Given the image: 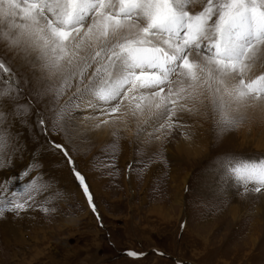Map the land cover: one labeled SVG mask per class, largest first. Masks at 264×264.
Returning <instances> with one entry per match:
<instances>
[{"label":"snow or ice","instance_id":"6c2138e0","mask_svg":"<svg viewBox=\"0 0 264 264\" xmlns=\"http://www.w3.org/2000/svg\"><path fill=\"white\" fill-rule=\"evenodd\" d=\"M0 43L10 53L23 54L34 73L50 78L72 68L80 82L70 85L68 99L79 100L77 111L90 113L85 119L95 120L96 127L112 122L124 104L134 106L133 114L147 111L140 129L152 128L146 143L162 146L167 129L189 127L185 121L191 110L181 101L193 98L210 105L221 132L240 128L250 112H258L264 122V0H0ZM25 83L0 57V170H9L0 180V219L36 208L40 194L51 187L43 180L38 154L26 163L12 162L24 149L4 126L27 113L28 106L19 103ZM46 114L37 108L32 122L48 138L49 148L62 155L102 227L88 178L67 147L49 138ZM63 114V109L55 113L53 127ZM205 180L243 188L241 196H264V156L218 154ZM185 226L181 223V232ZM124 254L132 259L146 255L133 249Z\"/></svg>","mask_w":264,"mask_h":264},{"label":"rangeland","instance_id":"374dc122","mask_svg":"<svg viewBox=\"0 0 264 264\" xmlns=\"http://www.w3.org/2000/svg\"><path fill=\"white\" fill-rule=\"evenodd\" d=\"M22 55L10 53L0 43V57L26 81V95L19 97V103L28 106L20 120L10 119L4 127L12 142L24 149L12 157L13 164L26 163L31 154H38L43 180L51 187L40 194L36 208L20 217L6 213L0 219V264H264V196H241L243 188L217 187L205 180L218 154L264 156V144L256 146L264 137L254 132L255 114L249 113L241 129L221 132L202 97L181 101L187 109L202 107L206 121H196L191 111L185 121L189 127L174 133L167 129L169 139L162 146L146 143L152 128L140 129L147 111L137 117L134 106L124 104L120 113L112 114L113 124L96 127L94 120L91 129L89 121L93 120L85 119L90 113L77 111L79 100L68 99L72 92L68 84L79 83V76L68 77V84V78L60 80L63 84L56 88L47 75L34 73L33 64L25 63ZM37 108L47 113L49 138L63 143L87 176L102 227L62 155L49 148L48 138L33 124L32 113ZM61 109L63 119L53 127L55 113ZM125 124H132L131 137ZM104 126L112 129L107 137ZM181 145L186 146L182 153L172 151ZM189 146H196L197 152ZM7 175L8 169L0 170V180ZM48 197L52 199L44 203ZM40 206L55 211L45 214ZM181 223L186 225L182 232ZM125 249L146 255L132 259L124 254Z\"/></svg>","mask_w":264,"mask_h":264},{"label":"bare ground","instance_id":"6f19581e","mask_svg":"<svg viewBox=\"0 0 264 264\" xmlns=\"http://www.w3.org/2000/svg\"><path fill=\"white\" fill-rule=\"evenodd\" d=\"M23 56V55H22ZM23 60V59H22ZM73 69L71 68V70L70 69H68L67 67H65V68H62L61 70H60V72H58V73H56V74H53L50 78H49V80L52 82V83H54L57 87L56 88H58L59 86H61L62 84H63V82H60V80H62V81H65V80H67V78L68 77H70L71 75H72V73H71V71H72ZM38 73V72H37ZM36 73V74H37ZM258 74H259V72H258ZM42 75V74H41ZM40 76V75H39ZM36 77V76H35ZM47 78V77H46ZM41 80V79H40ZM43 80H45V79H43ZM48 80V79H47ZM44 82V81H43ZM42 82V83H43ZM36 83H38V82H36ZM68 83H70V81H69V78H68V82H67V84ZM42 85V84H41ZM68 86L70 87V85L68 84ZM43 87V86H42ZM64 91V90H63ZM62 93V92H61ZM60 94V93H59ZM47 97V96H46ZM50 99V98H49ZM194 99V98H193ZM198 100V99H197ZM78 102V101H77ZM183 102V101H182ZM190 103V102H189ZM195 103V102H194ZM198 103V102H197ZM199 103H200V100H199ZM204 103V102H203ZM48 104V103H47ZM133 107V106H132ZM195 107V106H194ZM193 106H192V108H190L191 109V111H192V117H193V119H195L196 121H200V120H202V121H206V120H203L202 119V107H196V108H194ZM209 107V106H208ZM129 108V107H128ZM206 108V107H205ZM205 108H203V109H205ZM207 109V108H206ZM130 110H131V108H130ZM211 110V109H210ZM123 112V111H122ZM145 112H143V113H141V112H138L137 114H136V116L138 117V116H142L143 114H144ZM253 114H255L254 116H253V118H254V122H255V129H256V131H254V132H257V133H260L261 135H262V137H264V122H262L261 121V118H260V115H259V113L258 112H252ZM252 113L251 114H249V115H252ZM126 114V113H125ZM145 115V114H144ZM143 115V116H144ZM211 115V114H210ZM81 116V115H80ZM84 116V115H83ZM89 116V115H88ZM130 116V115H129ZM206 116V115H205ZM127 117V116H126ZM133 116H131L130 118H132ZM83 118V117H82ZM120 118V117H119ZM129 118V117H128ZM130 118H129V120H130ZM143 118V117H142ZM144 119V118H143ZM145 119H147V118H145ZM211 119V118H210ZM134 120V119H133ZM75 121V120H74ZM126 121V120H125ZM189 121H191V120H189ZM87 122V121H86ZM91 124L93 123V125H91V129L92 128H94V124H95V122H94V120L93 121H89ZM116 122V121H115ZM143 122V121H142ZM203 122V123H204ZM112 123V122H111ZM111 123H109V124H111ZM120 123V122H119ZM133 123V122H132ZM135 123V122H134ZM133 123V124H134ZM143 123H145V122H143ZM201 123V122H200ZM247 123V122H246ZM88 124V123H87ZM113 124V123H112ZM136 124V123H135ZM209 124V122L207 123V125ZM84 125V124H83ZM88 125H90V124H88ZM116 125V124H115ZM132 124H125L124 125V129H125V131H126V133H127V136H130V134L132 133V126H131ZM203 125V124H202ZM210 125V124H209ZM253 125V124H252ZM105 126H106V124H105ZM105 126H104V129H103V131L104 132H107V134L106 135H104V137L106 136L107 137V135H109L110 133L109 132H111L112 131V129H110V128H105ZM112 126V125H111ZM122 126V125H121ZM243 126V125H242ZM254 126H252V127H254ZM90 127V126H89ZM103 127V126H102ZM245 128V127H244ZM212 129V128H211ZM240 129H241V127H240ZM246 129V128H245ZM96 130V129H95ZM94 130V131H95ZM242 130H243V127H242ZM186 131V130H185ZM211 131V130H210ZM244 131V130H243ZM98 132V131H97ZM176 132V131H175ZM199 132V131H198ZM234 132V131H233ZM237 132V131H236ZM246 132V131H245ZM94 133V132H93ZM174 133V132H173ZM182 133V132H181ZM249 133V132H248ZM259 134V135H260ZM99 135H102V134H99ZM122 135H123V133H122ZM176 135V134H175ZM255 135V134H254ZM174 136V135H173ZM190 136V135H189ZM206 136V135H205ZM234 136V135H233ZM249 136V135H248ZM248 136H247V138H248ZM252 136H253V134H252ZM119 137H120V135H119ZM123 138H124V136H122ZM131 137V136H130ZM198 137V136H197ZM235 137V136H234ZM239 137V136H238ZM258 137V136H257ZM174 138V137H173ZM177 138V137H176ZM125 139V138H124ZM169 139V138H168ZM249 139V138H248ZM251 139H252V137H251ZM260 139V138H259ZM106 140H107V138H106ZM126 140V139H125ZM256 140H258V139H256ZM166 141V140H165ZM177 141V140H176ZM213 141V140H212ZM123 142V141H122ZM242 142H244V141H242ZM246 142V141H245ZM255 142V141H254ZM153 144V143H152ZM155 144V143H154ZM156 144L158 145V142H156ZM255 144V143H254ZM262 144H264V140H262L261 141V143H260V140H258V143L256 144V146H260V145H262ZM168 145V144H167ZM175 145V144H174ZM178 145H180V144H178ZM122 146V145H121ZM124 146V145H123ZM125 146H126V144H125ZM124 146V147H125ZM155 146V145H154ZM172 146V145H171ZM197 146V145H196ZM196 146H189V149H190V147H191V149H192V152H197L196 151V149H195V147ZM183 148H186V146L185 145H181L180 146V148L179 147H176L175 146V148H173V150L172 151H174V152H176V153H182V150H183ZM199 148V147H198ZM203 148V147H202ZM171 149V148H170ZM201 149V148H200ZM164 150V149H163ZM200 151H202V150H200ZM167 152V151H166ZM199 152V151H198ZM200 153H203V152H200ZM175 154V153H174ZM197 154V153H196ZM171 155V154H170ZM173 158H175V157H173ZM154 168V167H153ZM155 168H156V165H155Z\"/></svg>","mask_w":264,"mask_h":264}]
</instances>
